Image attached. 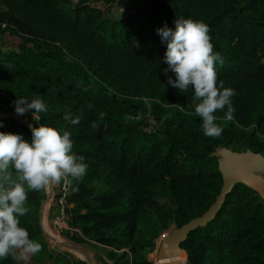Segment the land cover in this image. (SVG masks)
<instances>
[{"label":"trees","instance_id":"16d2710c","mask_svg":"<svg viewBox=\"0 0 264 264\" xmlns=\"http://www.w3.org/2000/svg\"><path fill=\"white\" fill-rule=\"evenodd\" d=\"M118 9L127 14L113 17ZM175 17L207 24L223 57L217 85L235 90V111L232 120L214 113L219 137L203 134L192 90L167 84L175 76L163 71L167 46L157 29L174 28ZM18 97L43 100L39 120L30 111L22 117L70 132L87 165L81 178L69 177V226L79 232L63 236L126 246L121 264H154L146 245L171 225L202 217L220 195L223 178L211 157L218 147L264 155V0H0V110ZM69 111L82 117L79 124L63 119ZM0 121V131L31 139L18 121ZM46 198L29 191V212L20 217L41 244L29 264L55 262L40 221ZM182 248L187 264H264V198L237 185L217 218ZM0 264L16 262L9 256Z\"/></svg>","mask_w":264,"mask_h":264},{"label":"clouds","instance_id":"9594fccd","mask_svg":"<svg viewBox=\"0 0 264 264\" xmlns=\"http://www.w3.org/2000/svg\"><path fill=\"white\" fill-rule=\"evenodd\" d=\"M173 23L174 28L165 24L157 29L167 46L163 58L167 68L163 71L175 76L168 75L167 84L181 93L192 90V107L201 118L203 134L219 137L223 128L215 122L214 113L223 111L224 119L232 120L235 111L231 99L235 90L226 88L223 81L217 85L216 68L223 65V57L213 50L207 24L176 17ZM13 107L20 116L32 111L36 120L47 111L45 102L38 98L18 97ZM99 115L103 118V113ZM81 118L70 111L63 116L71 125L79 124ZM3 126L0 121V127ZM86 170L84 157L73 152L68 131L40 125L31 128L30 140L21 134L0 131V259L11 256L16 264H29L32 256L41 251V244L30 239L28 230L20 226V217L29 212L25 206L28 192L47 191L50 185L62 180L70 183L69 177L79 179Z\"/></svg>","mask_w":264,"mask_h":264},{"label":"water","instance_id":"95a60500","mask_svg":"<svg viewBox=\"0 0 264 264\" xmlns=\"http://www.w3.org/2000/svg\"><path fill=\"white\" fill-rule=\"evenodd\" d=\"M14 119L31 130L35 127L26 118L16 113L0 112V120ZM211 157L217 158L219 172L223 178V187L220 195L213 206L202 217L192 220L182 228L175 229L168 234L161 242L158 254L160 264H184V258L188 259L182 244L186 242L189 235L204 228L213 222L222 211L226 204L228 196L234 191L237 185L242 184L260 194L264 198V155L248 150L244 153L235 152L226 147H218ZM54 184L49 186V195L43 201L41 206V223L44 220L47 205L53 199ZM54 242L59 248L66 251H75L85 257L88 264H97L90 250H84L81 247L70 244L69 242L60 243L56 239Z\"/></svg>","mask_w":264,"mask_h":264},{"label":"rangeland","instance_id":"374dc122","mask_svg":"<svg viewBox=\"0 0 264 264\" xmlns=\"http://www.w3.org/2000/svg\"><path fill=\"white\" fill-rule=\"evenodd\" d=\"M94 6L100 8L102 10H105V6L102 4H95ZM126 14L127 13L123 9H118V10L112 12L113 17H121L122 15H126ZM5 109H6V111L0 110V112H2V113H7V112L15 113V110L13 107V100H10V104L5 105ZM29 114L33 117L32 111H30ZM41 114H39V115H41ZM24 117L26 119L29 118V116H24ZM150 122H152V121H150ZM248 150L249 149H246V148H240V149L235 150V152L244 153V152H247ZM54 186L58 187V184H54ZM57 190H58V188H57ZM45 192H46V196L48 197L49 188ZM55 192H56V189H55ZM167 201L168 200H163L162 202H167ZM56 213L58 214L57 207L51 201L46 207L44 220L41 223L44 234L46 236L47 242H48L49 247H50L51 254H52L55 262L58 261L59 264H88L85 257L78 254L77 252L71 251V250L66 251L64 249L59 248V246L54 242V239L57 240L58 238L61 241L69 242L70 244L81 247L84 250H90L93 253V257L96 260L97 264H121L120 256L124 253H130V250L126 246H122L120 251H116L115 249L112 250V249L107 248V247L99 246L95 243H92L91 245H78V244H75V243L69 241L68 239H66L62 235L60 236L58 234V232H60V230H59V226L55 225L56 221L54 218ZM175 229H177V228H175L174 225H171L169 227V229H167L163 232H166L167 234H171ZM54 234L58 238L55 237ZM159 242H160L159 238H157L155 240V245H152V244L146 245V246L150 247V249H151V251L149 253V258L154 262V264H157V262H158V254H159V250H160ZM185 261H186V258H185L184 262ZM55 262H54V264H56ZM41 264H52V263L51 262L50 263H42L41 262ZM186 264H187V262H186Z\"/></svg>","mask_w":264,"mask_h":264},{"label":"built area","instance_id":"2783aa9c","mask_svg":"<svg viewBox=\"0 0 264 264\" xmlns=\"http://www.w3.org/2000/svg\"><path fill=\"white\" fill-rule=\"evenodd\" d=\"M151 123L155 124L153 120ZM150 131V129H149ZM58 188V190H57ZM56 189V192H55ZM72 190H71V182L70 183H64L62 180L60 183H58V187L54 186L53 189V199L52 202L55 204L58 210V214L54 216L55 218V225L59 226L60 232L58 234L63 236L64 232L70 231L72 233L79 232L77 229H73L69 226V215L67 213V202L72 197ZM168 234L166 232H162V234L159 237V245H161L162 240L167 236ZM64 237V236H63ZM64 242V241H62Z\"/></svg>","mask_w":264,"mask_h":264},{"label":"bare ground","instance_id":"6f19581e","mask_svg":"<svg viewBox=\"0 0 264 264\" xmlns=\"http://www.w3.org/2000/svg\"><path fill=\"white\" fill-rule=\"evenodd\" d=\"M55 235V234H54ZM55 237H57L56 235H55ZM58 238V237H57ZM59 240V241H58ZM57 241L58 242H60V243H63L59 238L57 239ZM184 260V259H183ZM186 262H187V260L184 262V264H186ZM157 264H160L159 262H157Z\"/></svg>","mask_w":264,"mask_h":264},{"label":"crops","instance_id":"0c3cea01","mask_svg":"<svg viewBox=\"0 0 264 264\" xmlns=\"http://www.w3.org/2000/svg\"><path fill=\"white\" fill-rule=\"evenodd\" d=\"M51 211V210H50Z\"/></svg>","mask_w":264,"mask_h":264}]
</instances>
